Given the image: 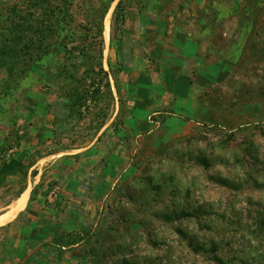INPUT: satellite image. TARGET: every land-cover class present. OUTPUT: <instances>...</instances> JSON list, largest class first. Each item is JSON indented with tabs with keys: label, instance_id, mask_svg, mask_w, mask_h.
<instances>
[{
	"label": "rangeland",
	"instance_id": "1",
	"mask_svg": "<svg viewBox=\"0 0 264 264\" xmlns=\"http://www.w3.org/2000/svg\"><path fill=\"white\" fill-rule=\"evenodd\" d=\"M204 1L213 33L203 64L184 51L165 84L149 58L160 81L138 65L144 74L125 89V51L137 44L126 19L192 20L202 0H0V215L12 218L27 189L13 221L42 202L61 206L54 159L112 118L125 147L78 187L77 216L56 214L53 244L29 261L264 264V0Z\"/></svg>",
	"mask_w": 264,
	"mask_h": 264
},
{
	"label": "crops",
	"instance_id": "2",
	"mask_svg": "<svg viewBox=\"0 0 264 264\" xmlns=\"http://www.w3.org/2000/svg\"><path fill=\"white\" fill-rule=\"evenodd\" d=\"M204 2V0L199 2L198 7L201 9L198 11L201 13L192 20L174 17L168 19L130 17L126 19L125 38L137 44L125 51L126 55L132 59L129 68L120 74L125 89L132 87L133 78L134 81H137L146 70L148 73L151 71L149 58L158 61L157 64L160 67L158 73L161 74V81L165 84L166 80L163 75L168 70L175 72L173 69L176 63L175 58L184 54V51H194L196 67L200 63L203 64L200 60L207 50L213 33L212 20L204 13L206 11ZM221 24L217 20L216 25ZM181 57L186 58L187 56ZM143 64H145V71L144 68L136 67ZM153 73L155 72L149 73L151 78H153ZM158 80L160 81V79ZM158 80L153 78V82H159ZM52 100L54 99L50 101L52 102ZM54 119L55 116L50 113L45 116L44 125L52 128ZM114 120L115 118L109 120L88 145L73 152L62 153L54 159L51 165L52 169H60V172L53 173L54 178L63 182L64 185L61 206L55 207L50 203L46 205L42 202L33 207L31 211L25 210L21 216L17 217V221H13L28 202L30 189H27L17 200L16 205L20 206V211L18 210L12 218L5 222L4 219L12 211L9 209L0 215V264H47L49 262L44 258L41 259V256H37V259L33 261L28 259H31L32 256L36 257V254H39L41 250L53 244L52 218H56V214H59V221L75 218L78 212L73 206L80 205L82 201L77 195L78 187L85 183V179L91 176H100V172L97 170V165L100 162H106L108 164L106 168L110 169L109 166L111 165L113 168L117 155L121 161L124 160L125 147L122 144H115L113 141L115 139L114 132L109 130ZM105 137L108 139L107 142ZM65 165L67 168L64 167ZM63 167L67 172L65 169L62 172ZM38 258L40 259L38 260Z\"/></svg>",
	"mask_w": 264,
	"mask_h": 264
},
{
	"label": "trees",
	"instance_id": "3",
	"mask_svg": "<svg viewBox=\"0 0 264 264\" xmlns=\"http://www.w3.org/2000/svg\"><path fill=\"white\" fill-rule=\"evenodd\" d=\"M121 4V2L119 3V5ZM51 17H53L54 15L52 14V15H50ZM58 18V17H57ZM58 21H61L60 19L58 20ZM60 23V22H59ZM47 30L48 31H53L54 30V28H53V25L52 24H50V26L49 25H47ZM44 36H45V33H44V35H43V33H41V39L40 40H36L35 42H39V45H40V47H36V48H39V49H41L42 48V46H43V39H44ZM38 45V46H39ZM15 163H17V161L15 160V159H12V161L8 164V165H6L5 166V170H7V169H9V168H11L12 166H13V164H15Z\"/></svg>",
	"mask_w": 264,
	"mask_h": 264
},
{
	"label": "bare ground",
	"instance_id": "4",
	"mask_svg": "<svg viewBox=\"0 0 264 264\" xmlns=\"http://www.w3.org/2000/svg\"><path fill=\"white\" fill-rule=\"evenodd\" d=\"M20 211V210H19ZM15 213V212H14ZM17 213V212H16ZM9 217H6L4 220H7Z\"/></svg>",
	"mask_w": 264,
	"mask_h": 264
},
{
	"label": "built area",
	"instance_id": "5",
	"mask_svg": "<svg viewBox=\"0 0 264 264\" xmlns=\"http://www.w3.org/2000/svg\"><path fill=\"white\" fill-rule=\"evenodd\" d=\"M55 194V196L57 195V193H54Z\"/></svg>",
	"mask_w": 264,
	"mask_h": 264
}]
</instances>
